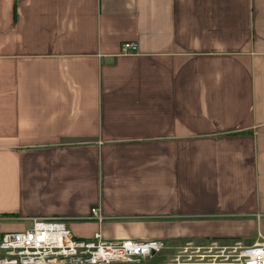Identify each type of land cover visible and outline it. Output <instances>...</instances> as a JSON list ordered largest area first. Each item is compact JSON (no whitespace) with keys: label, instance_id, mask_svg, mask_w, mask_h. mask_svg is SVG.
<instances>
[{"label":"crops","instance_id":"1","mask_svg":"<svg viewBox=\"0 0 264 264\" xmlns=\"http://www.w3.org/2000/svg\"><path fill=\"white\" fill-rule=\"evenodd\" d=\"M37 216L264 238V0H0V232Z\"/></svg>","mask_w":264,"mask_h":264},{"label":"built area","instance_id":"2","mask_svg":"<svg viewBox=\"0 0 264 264\" xmlns=\"http://www.w3.org/2000/svg\"><path fill=\"white\" fill-rule=\"evenodd\" d=\"M120 50L135 53L138 43L122 42ZM92 215L103 219L98 206ZM165 248L161 239L107 241L100 231L80 237L60 218L37 216L24 230L0 232V264H141ZM166 264H264V238L252 244L240 239L228 244L219 238L204 244L188 240Z\"/></svg>","mask_w":264,"mask_h":264},{"label":"rangeland","instance_id":"3","mask_svg":"<svg viewBox=\"0 0 264 264\" xmlns=\"http://www.w3.org/2000/svg\"><path fill=\"white\" fill-rule=\"evenodd\" d=\"M179 247L166 248L155 258L150 259V261L142 262L141 264H166L170 259L177 253Z\"/></svg>","mask_w":264,"mask_h":264}]
</instances>
